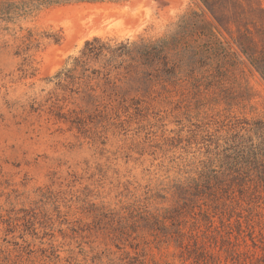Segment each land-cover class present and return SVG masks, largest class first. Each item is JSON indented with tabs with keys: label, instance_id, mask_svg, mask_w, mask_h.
<instances>
[{
	"label": "rangeland",
	"instance_id": "374dc122",
	"mask_svg": "<svg viewBox=\"0 0 264 264\" xmlns=\"http://www.w3.org/2000/svg\"><path fill=\"white\" fill-rule=\"evenodd\" d=\"M5 1L0 264H264V151L234 144L264 121V81L246 63L170 91L142 90L133 94L140 103L103 113H49L53 77L87 40L157 39L191 11L214 24L203 4L72 2L24 12ZM30 31L39 43L20 53Z\"/></svg>",
	"mask_w": 264,
	"mask_h": 264
},
{
	"label": "trees",
	"instance_id": "16d2710c",
	"mask_svg": "<svg viewBox=\"0 0 264 264\" xmlns=\"http://www.w3.org/2000/svg\"><path fill=\"white\" fill-rule=\"evenodd\" d=\"M18 9L27 12L40 4L72 2H119L122 0H18ZM213 15L215 23L205 20L203 12L191 11L179 19L174 32L157 39L94 37L71 56L55 76L49 93V113L55 116H86L138 102L133 94L150 92L156 86L170 91L169 85L213 78L235 60L246 63L264 81V4L263 0H199ZM10 5L0 3V11ZM229 35L227 40L222 32ZM33 31L25 36L28 52L39 39ZM235 47L237 50H233ZM32 69L29 56L22 71ZM51 80V79H50ZM148 85L145 90L142 85ZM72 105L69 112L64 108ZM258 135L255 144L248 135ZM234 144L240 150L264 151V121H257ZM249 146V147H248Z\"/></svg>",
	"mask_w": 264,
	"mask_h": 264
}]
</instances>
